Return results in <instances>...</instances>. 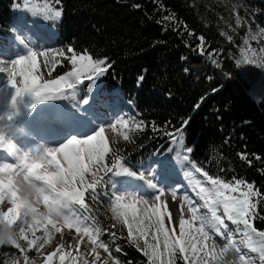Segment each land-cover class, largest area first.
<instances>
[{
  "label": "trees",
  "instance_id": "16d2710c",
  "mask_svg": "<svg viewBox=\"0 0 264 264\" xmlns=\"http://www.w3.org/2000/svg\"><path fill=\"white\" fill-rule=\"evenodd\" d=\"M21 2L0 0V59L18 61L30 50L66 51L71 47L112 64L110 72L99 78L91 92L87 88L89 81L82 76L83 83L77 85L74 95L65 86L68 95L64 96H54L51 90H39V96L35 91L13 96L25 120L39 118L43 125L58 127L72 139L83 129L92 135L94 129L98 131L117 118L128 119V129L119 131H127L132 142L124 141L121 134L106 135L110 147L120 149L129 168L138 171L156 157L163 166L153 163V170L194 178L204 187L211 185L197 168L222 179H245L264 191V97L256 100L241 67L235 64L237 59L242 60L244 40H257L264 47V36L259 34L264 27V0H32L34 11L16 7ZM46 4L53 9L58 7L62 16L46 18L52 14L42 11ZM237 16L240 24H236ZM201 35L204 41L199 40ZM228 36L233 40L229 41ZM201 45L203 54L199 51ZM10 48L15 50L14 55L9 53ZM213 60L219 61L221 67L217 68ZM73 70L74 66L66 60L57 62L51 71L41 63V83L67 76ZM14 86L17 85L8 74L0 72V92H8L7 88ZM15 90L19 89L12 91ZM186 118L188 126L183 138L185 145L194 150L191 154L177 149L176 136L164 135ZM137 123L141 124L140 129L135 127ZM184 155L193 163L185 161ZM33 173L60 197L78 194L72 202L64 201L62 205L68 206L77 230L89 240H99L102 229L101 239L108 241L107 232L116 223L115 245L122 252L115 254L113 249V255H119L122 264H144L143 253L124 239L126 228L119 231L110 203L113 200V209H119L117 215L127 223L129 209L118 197V187L128 185L123 180L131 183L139 179L114 178L115 190L109 184L98 186L100 195L92 200L86 192L95 185L82 188L78 184L82 174H71L68 169L52 177L35 170ZM23 204H19L21 209H25ZM32 218L31 231L49 230L43 222L36 226L35 217ZM0 224L12 225L16 230L18 222ZM253 226L257 233L264 230V220H255ZM240 228L237 233L245 236L243 225ZM51 231L50 236H55L56 232ZM257 233H252L251 242L261 245ZM0 251L8 258L6 264L18 260L11 244L0 245ZM9 253L13 255L8 256ZM225 260L236 264L230 255Z\"/></svg>",
  "mask_w": 264,
  "mask_h": 264
},
{
  "label": "snow or ice",
  "instance_id": "6c2138e0",
  "mask_svg": "<svg viewBox=\"0 0 264 264\" xmlns=\"http://www.w3.org/2000/svg\"><path fill=\"white\" fill-rule=\"evenodd\" d=\"M16 7L34 11L30 7V0H22V3L16 5ZM135 7H140V5H135ZM42 11L51 12L52 14L46 18L52 20L62 16L58 7L53 9L47 4ZM165 19H168V17H165ZM240 23L241 18L237 16L236 24ZM259 34L264 36V27L260 28ZM252 38L255 39L256 37L253 36ZM227 39L229 41L233 40L232 36H228ZM199 40L204 41L205 37L201 35ZM243 44L245 47L241 49V52H247L249 55L245 56L243 61L237 59L235 61L236 66L242 65V63L254 64L257 52L264 53V47L259 49L250 48L248 40H244ZM199 51L201 54L204 53L203 45H201ZM217 51L219 52V50ZM63 60L70 62L74 66V70L69 72L67 76L60 75L58 79H48L41 83L43 80V76L40 74L41 63L51 71L56 67L57 62ZM213 63L217 68L221 67L219 61L213 60ZM257 66L264 67V63L257 64ZM111 67L112 64L108 60L94 59L91 55L79 53L71 47L67 48L66 51L30 50L29 55L23 56L18 61L9 62L0 59V72H6L12 83L19 86L17 95H22L27 91H35V94L39 96L41 94L39 90H51L55 93L54 96H64L68 95L64 91L65 86L67 89L72 90L71 95H74L77 85L83 83L82 76L89 81L87 88L91 92L99 78L108 74ZM185 71L187 72L188 69H185ZM18 77L24 78L22 85ZM73 77L74 79H72ZM139 79L142 81L144 77L141 76ZM84 103H88V101L85 100ZM198 105L199 103L196 106ZM187 126L188 119L186 118L181 120L172 132H165L164 135L176 136L177 149L185 150L191 154L194 150L185 145L183 138ZM128 127V119L117 118L115 122L99 127L98 131L92 135L72 138L63 144V147L59 148L58 151L50 150V155L54 158L59 156L71 174H82V180H78V184L82 188L89 184L95 185V187H89L86 192L90 194L92 200H97L100 195L97 192L98 186L109 184L115 190L113 186L116 185V179L114 178L128 177L132 181L145 180L150 187L155 189L156 185L152 182V177L155 174L152 164L163 166L155 159L156 157L152 159L147 167L140 166L139 170L136 171L128 167V161L120 154L119 148L110 147V139L106 132L121 134L124 141L132 142L127 131L123 133L119 131L120 128L127 130ZM135 127L140 129L141 124L137 123ZM169 151L175 150L169 149ZM109 154H111V158H109ZM65 157H67L66 160ZM183 159L193 163L189 160L188 155H184ZM246 162L251 165V160ZM34 165L40 166L39 164ZM196 170L197 172L202 171L203 177L206 178L211 187H204L201 185L200 180L196 181V188L198 189L196 195L200 197L203 204L197 207L193 201L188 200L189 207L194 209L195 212L189 211L188 207L187 211L190 213V217L186 219L184 209L181 207L179 219L175 224L172 223L171 214L164 210L166 202L162 200L165 191L163 188L156 191L158 194L152 196L151 202L140 195L139 191H131L128 195H124L122 198L131 200L133 204L131 212H126L127 223L117 215L119 209H113V200L110 201L111 213L115 217V221L118 222L119 231L123 232L126 228L124 239L134 244L143 253L146 258L144 264H178V261L183 262V264H218V261L226 256L228 247L227 245L221 246L217 237H222L225 241L234 245L235 232L241 231L240 225H243L244 235L248 238L247 247L251 248L253 252L257 251L251 243L252 233H257V228L253 226V222L264 220V215H261V211H264V191L245 179L235 176L230 179H222L219 176L210 175L208 171L202 168ZM103 194L107 196L108 192L105 191ZM175 195L174 191V198ZM258 205L260 206L259 211ZM85 206H87L86 203ZM200 208L208 209L210 216L218 222L222 220L223 223L213 224L209 227L206 220L209 216L200 214ZM166 220L168 221L167 224ZM226 221L236 225L235 230H232ZM249 225L252 227H249ZM206 228L209 230L206 231ZM114 229H117L116 223H113L107 232V236L110 238L108 241L101 239L102 229H100L99 240L95 243L89 240L84 232L78 233L76 231L79 234V239L77 240L75 254L65 252V244L63 243V246H61V243H58L54 246L53 251L48 252V255L51 256V264H53L56 256H59L60 264H65V261L69 259L71 264H109V259L102 260L100 250H103L110 259L114 260V264H122L119 255H113V249L115 254L122 252V248L115 245L118 232ZM257 234L261 242V247L258 250L259 259L264 262V230L259 231ZM61 235L63 236V233ZM84 237L88 238L91 247L82 252L80 245L83 243ZM57 249L59 250L57 251ZM15 250V255L21 260L22 264L23 257L20 255V250ZM212 250H214V254L210 257L207 253ZM12 255V253L8 254V256ZM241 260H243V257H241ZM7 261L8 258L5 257L4 252L0 251V264H6ZM124 264H131V262L125 261ZM224 264H228V262L225 260Z\"/></svg>",
  "mask_w": 264,
  "mask_h": 264
},
{
  "label": "rangeland",
  "instance_id": "374dc122",
  "mask_svg": "<svg viewBox=\"0 0 264 264\" xmlns=\"http://www.w3.org/2000/svg\"><path fill=\"white\" fill-rule=\"evenodd\" d=\"M31 6L32 0H30ZM249 47L259 49L263 46L257 43L256 40L255 43H249ZM9 53L14 55L15 50L10 48ZM247 55L249 53L242 52V61ZM262 63H264V53L257 52L254 64L242 63L240 65L242 74L250 83L253 89L251 93L256 100H261L264 97V67L257 66V64ZM22 84L23 80L21 81ZM13 89H19V86L7 88L8 92H0V222H18L15 230L17 239L11 245L15 249L20 250L23 257L22 264H51V261L47 262L43 255L55 240V236H50L52 229L59 234L61 229L64 228L70 231L75 238L79 239L78 233L81 231L77 230L78 225L74 217L68 212V206L62 205L64 201L72 202L73 199L78 197V194L76 193L75 196L70 195L69 198L71 200L65 196H58L38 175L33 173V170L45 177H52L68 169L59 156L54 158L50 155V150L58 151L71 138L58 127L53 128L43 125L39 118L30 122L25 120V117L20 113L19 107L16 106L12 98L18 93L16 90L13 92ZM23 127L29 130L22 129ZM96 131L94 129V133ZM90 134L86 129H83L79 131L76 138ZM66 159L67 157H65ZM34 164H39L40 167L32 169V165ZM153 172L155 174L152 177V182L156 185L155 189L150 187L145 180H137L131 183L123 180L122 182L128 185L118 187V197L128 207L129 212H131L133 206L132 201L124 200L122 197L128 195L131 191H139L140 195H143L151 202L152 196L158 194L156 191L163 188L165 191L162 200L166 202L164 210L171 214L173 224L179 219L178 214H180L181 207L184 209L185 217H190V213L187 211L189 207L188 200L193 201L197 207L203 204L200 197L196 195L198 189L196 188L194 178H182L164 169L153 170ZM17 177H22L29 182L38 184L39 189L42 190V195H37V204L25 201L20 195L16 184ZM174 191L176 193L175 198L173 197ZM45 197L59 200L55 213V216H58L59 219H56L51 213L52 206L45 200ZM42 200H44V203H39ZM21 202L24 203L25 209L19 207ZM44 211L49 212V215L46 218L39 217L38 213ZM189 211L195 212L191 207H189ZM28 213H32L33 215L31 216L35 217L34 222L36 226L43 222L48 225L49 230L41 228L37 231H31L30 222L33 221V218ZM200 214H207L209 216L206 218L209 227L213 224L223 223L222 220L218 222L214 217L210 216L208 209L200 208ZM227 223H229V227L232 230H235L231 222ZM205 230L209 229L206 228ZM217 240L221 246L227 245L228 252L226 255L233 257L236 264H264L259 259L260 254L258 250L261 245H255L251 242L252 246L257 249V251L253 252L251 248L247 247L248 238L246 236L235 232L234 245L225 241L222 237H217ZM83 243L91 247L85 237L83 238ZM100 253L105 255L102 251ZM213 254L214 250L207 253L210 257ZM241 257H243V260H241ZM224 259L225 257L221 258L218 264H224ZM12 264H21V260L18 259ZM53 264H60L59 256L54 257ZM65 264H71V260H66ZM111 264L113 263L111 262Z\"/></svg>",
  "mask_w": 264,
  "mask_h": 264
},
{
  "label": "clouds",
  "instance_id": "9594fccd",
  "mask_svg": "<svg viewBox=\"0 0 264 264\" xmlns=\"http://www.w3.org/2000/svg\"><path fill=\"white\" fill-rule=\"evenodd\" d=\"M40 166L32 165V169L39 168ZM16 184L19 189L20 195L24 198L25 201H30L32 204H37V195H42V190L39 189V186L35 182H29L22 177L16 178ZM57 195H61L57 193ZM45 200L49 202L51 207V213L55 216L56 208L59 204V200L54 198L45 197ZM39 203H44V200L39 201ZM29 216L33 215L28 213ZM39 217L46 218L49 215V212L44 211L38 213ZM56 219H59L58 216H55ZM17 239L15 229L12 225L0 224V245H10Z\"/></svg>",
  "mask_w": 264,
  "mask_h": 264
},
{
  "label": "bare ground",
  "instance_id": "6f19581e",
  "mask_svg": "<svg viewBox=\"0 0 264 264\" xmlns=\"http://www.w3.org/2000/svg\"><path fill=\"white\" fill-rule=\"evenodd\" d=\"M178 218H179V214H178ZM186 219L188 217H185ZM168 223V221L166 222V224ZM173 223V222H172ZM61 233H63V236L61 235ZM58 233H56L55 235V240L53 241L52 245L49 247L48 251L44 253L43 257L47 260V262L50 260L51 261V256L48 255V252L53 251L54 250V246L58 243H61V246H63V243L65 244V252H72L73 254H75V249L77 246V237L75 238V236L73 234L70 233V231L65 230L64 228L61 229L60 233L57 235ZM70 245V246H69ZM90 248V246H88L85 243H82L80 245V249L82 252L87 251ZM59 249H57L58 251ZM101 254V258L103 259H108L107 256ZM54 255V253H53ZM90 259V257H89ZM70 260V259H69ZM109 264H111V261L109 260Z\"/></svg>",
  "mask_w": 264,
  "mask_h": 264
}]
</instances>
